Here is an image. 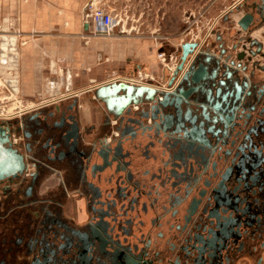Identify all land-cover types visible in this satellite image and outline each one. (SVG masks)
Instances as JSON below:
<instances>
[{
    "label": "flooded vegetation",
    "instance_id": "obj_1",
    "mask_svg": "<svg viewBox=\"0 0 264 264\" xmlns=\"http://www.w3.org/2000/svg\"><path fill=\"white\" fill-rule=\"evenodd\" d=\"M260 38L264 2L236 0L189 65L204 64L199 83L182 73L171 106L117 114L58 97L0 118V264H264ZM231 60L249 95L214 108Z\"/></svg>",
    "mask_w": 264,
    "mask_h": 264
},
{
    "label": "crops",
    "instance_id": "obj_2",
    "mask_svg": "<svg viewBox=\"0 0 264 264\" xmlns=\"http://www.w3.org/2000/svg\"><path fill=\"white\" fill-rule=\"evenodd\" d=\"M86 2L0 0L1 32L8 22H12L17 25L23 37L31 32L39 34L35 40L19 44L22 38L6 37L0 33V74L7 70L10 72L6 77V87L23 99V103H18L16 107L19 108V104L35 106L36 101L43 98L39 97L43 93L53 96L55 92L53 94L59 98H78L79 92L83 91L87 92L86 99L78 98L79 103L94 105L97 100L88 91L89 88L116 79L111 77L101 81L103 75L111 76L121 72L141 77L144 66L152 72L157 71V50L148 38H130V34L119 23L110 28L108 35L99 33L93 37L82 19V8ZM170 25L177 28V24ZM97 57L108 60L100 62L96 60ZM84 68H88L87 72L83 71ZM55 69H61L62 73L57 75ZM73 70L80 71V78L75 83L71 77ZM53 85L57 87L53 88ZM2 89L0 107L4 95ZM91 114L95 115L93 110Z\"/></svg>",
    "mask_w": 264,
    "mask_h": 264
},
{
    "label": "rangeland",
    "instance_id": "obj_3",
    "mask_svg": "<svg viewBox=\"0 0 264 264\" xmlns=\"http://www.w3.org/2000/svg\"><path fill=\"white\" fill-rule=\"evenodd\" d=\"M236 0H102L104 6L112 11L117 18L119 17L120 26L123 27L125 32L130 34V38H148L156 47V60L158 64L157 71L152 72V70L144 66L142 73L147 74L148 76H152L155 80H152L155 84L160 81L161 73H164V77L161 79V82L166 84L169 76V72L163 69L161 62L157 58L158 50H163L166 54L172 56L170 60H168V65L172 67L175 64V55L179 54L180 48L179 43L183 40H187L189 38H183L182 32L184 31L187 25V17L190 10L195 14L199 15L203 13L204 8H208L210 14L207 13L205 19H209L210 15L214 17L217 13H220L224 7L234 3ZM239 14L235 13L231 15V19L228 25V33L234 35L237 25H235V20ZM203 17V16H202ZM204 17L201 19L203 22H209L205 20ZM192 21V20H191ZM171 23L177 24V28L175 29L170 25ZM225 30H227L226 26ZM2 33L6 37H14V38H22V40L18 41L19 44H22L26 40H35L39 34L35 32H31L27 37H23L22 33L19 31L16 24H12V22H8L4 27ZM240 32H236L235 36H237ZM95 35H93L94 37ZM264 39V38H260ZM103 59L108 60L107 58L97 57L96 60L102 62ZM56 68V67H53ZM88 68H84L83 71L87 72ZM56 70V69H55ZM56 70V74L58 75L61 72V69ZM152 72V74H150ZM55 74V75H56ZM122 74V75H117ZM10 75L9 70L0 74V88H3L4 95L2 96V106L0 107V116H9L8 119H11L14 113L16 115L18 103H23V99L16 96V94L12 93L11 90L6 87V77ZM72 82H76L80 78V71L73 70L71 72ZM111 76H104L101 78V81L106 79H111V77H120L127 76L124 73H116L110 74ZM116 75V76H114ZM137 74H135L136 77ZM160 75V76H159ZM180 75V73L178 74ZM177 75V76H178ZM129 77H133L128 75ZM144 76V75H143ZM159 77V78H158ZM158 78V79H157ZM74 82V83H75ZM175 82V81H174ZM174 84V83H173ZM173 86V85H172ZM90 91V88L89 90ZM62 92V91H61ZM85 92V91H83ZM79 92V100L86 99L87 92L83 93ZM55 93V92H53ZM55 97L57 95L53 94ZM44 95V93H43ZM39 95V97H43L40 100H37V104L40 103L41 100L46 99L49 101L51 99L50 95ZM38 97V96H37ZM83 104V108L86 109V104ZM16 107V108H15ZM20 110L24 108H29L28 106L20 105ZM5 119V118H4Z\"/></svg>",
    "mask_w": 264,
    "mask_h": 264
},
{
    "label": "water",
    "instance_id": "obj_4",
    "mask_svg": "<svg viewBox=\"0 0 264 264\" xmlns=\"http://www.w3.org/2000/svg\"><path fill=\"white\" fill-rule=\"evenodd\" d=\"M264 2V0H262ZM252 19L251 14H246L243 18H241L238 21V24L243 28H247L248 22ZM86 26V25H85ZM251 44L256 45V50L259 52L261 49L260 43H258L255 39L251 41ZM197 47V43L195 42H189L185 41L180 46V61L174 71L173 76L167 81V86L171 87L177 77V75L182 71L184 67V63L187 59V57L193 53L194 49ZM243 52L237 55V59L243 58ZM196 57V56H195ZM230 65L236 66V68L229 69L227 68L225 72H222L221 78L214 83L213 80L218 76L217 72H214L213 76L211 77L212 84L216 88L213 92L210 93V96H206V100L208 103L213 105L214 108L215 105H220V103H223L227 105V103H233L236 100L240 99L242 97V94L244 93V88H246L249 84L247 79L243 78V82H240L239 79L234 76V73L239 70V64H235L233 60H231ZM244 70L243 68H241ZM205 71L206 68L203 63H198V65L195 67L194 65H191L188 67L187 70L183 72L182 81H190L193 83H199V80L201 79V73L202 71ZM175 88V87H174ZM90 91L92 92L93 97L96 100H100L106 104L109 110H113V112L119 114L124 107L128 104H138V103H146V104H153L160 108L171 106L172 105V99L171 96H174L173 92H169V90L165 89H158L155 87L142 85V84H132L127 83L124 81H111L107 83H102L100 85H95L90 88ZM180 93H184L183 91H180ZM244 94L249 95V92H245ZM187 96L184 93V97ZM170 99V101H169ZM218 110V108H217ZM221 112H217V114L220 115ZM227 123H230L229 120H227ZM223 123V122H221ZM225 127V123H223ZM246 162L250 161L247 160L249 157H244ZM252 161V159H251ZM4 164V159L0 156V169ZM257 164V163H256ZM240 165L243 167L244 165V159L241 161Z\"/></svg>",
    "mask_w": 264,
    "mask_h": 264
},
{
    "label": "built area",
    "instance_id": "obj_5",
    "mask_svg": "<svg viewBox=\"0 0 264 264\" xmlns=\"http://www.w3.org/2000/svg\"><path fill=\"white\" fill-rule=\"evenodd\" d=\"M227 7H224V9H222L220 11V13H217L214 17L211 14L209 19H205L207 13L210 14L208 8L207 9L204 8L203 13H201L199 15L198 14L195 15L190 10V12L188 13L187 20H186L187 25H186L184 31L182 32V37L183 38L184 37L189 38V39H187V40L182 39V41L178 45L180 48V46L183 42L189 41V42L197 43V47L194 49L193 53L187 57V59L184 63V67H183L182 71H180V75L185 70H187V68L191 64V61L193 60V58L195 57V55L197 54L199 49L202 47V45L204 44V42L206 41V39L210 35V33L213 30H215L216 28H218L220 18L222 16V14L227 10ZM202 16L204 17L205 20H208L209 22H205V23L203 22V24H202V21H201V19L203 18ZM82 19L86 25L87 31L92 35L99 34V33L108 35L110 28L114 24L120 23L119 17L117 18V16H115V14H113L112 11H109L104 6V4L102 3V0H87V2L84 4V6L82 8ZM157 58L161 62L163 69H165L169 72V76H168V80H169L171 78V76H173L174 71H175V69H176V67L180 61V51H179L178 55H175V57H174L175 58V64L172 67H170L168 65V60H170V58H172V56H170L169 54H166L163 50H158ZM58 72H59V70H58ZM143 75L141 77L120 76V77H117L115 81H124V82L132 83V84L147 85V86L155 87L158 89L171 90L172 88H174L177 85V81L179 80V77H180V75H178L175 79L173 86L168 87L167 82H166V84L161 82V79L165 76L163 72L161 73V78L158 77L160 79V81L158 82V80H157L156 81L157 84L152 82V80H155L154 77H152V76L150 77L147 74H143ZM56 87H57V85H53V88H56ZM55 97H57V96H55ZM51 98L53 99L54 96H51ZM44 102H47V100L46 99L41 100L39 104L44 103ZM139 105H140V103H138V104L133 103L132 109L136 110L139 107ZM18 109L19 108H17V110ZM16 113H17V111H16ZM7 117H9V116H4L5 119ZM0 118L4 119L2 115L0 116Z\"/></svg>",
    "mask_w": 264,
    "mask_h": 264
},
{
    "label": "bare ground",
    "instance_id": "obj_6",
    "mask_svg": "<svg viewBox=\"0 0 264 264\" xmlns=\"http://www.w3.org/2000/svg\"><path fill=\"white\" fill-rule=\"evenodd\" d=\"M256 31H258V28L257 29H254V31H253V33H252V36L256 33ZM261 32H262V29H261ZM260 34V33H259ZM258 34V35H259ZM261 40V39H260ZM263 40V39H262ZM264 41V40H263ZM114 80H116V79H112V80H109V81H106L105 83H107V82H111V81H114ZM178 82L179 81H177V84H178ZM88 90V89H87ZM91 94H92V92H91ZM77 96V95H76ZM93 96V95H92ZM94 98V97H93ZM95 99V98H94Z\"/></svg>",
    "mask_w": 264,
    "mask_h": 264
}]
</instances>
